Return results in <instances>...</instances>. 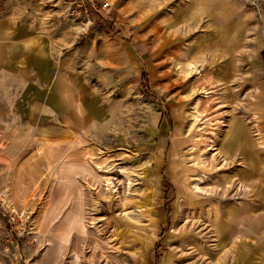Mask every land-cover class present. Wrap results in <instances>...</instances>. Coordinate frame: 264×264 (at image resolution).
<instances>
[{
    "label": "rangeland",
    "instance_id": "rangeland-1",
    "mask_svg": "<svg viewBox=\"0 0 264 264\" xmlns=\"http://www.w3.org/2000/svg\"><path fill=\"white\" fill-rule=\"evenodd\" d=\"M105 1L0 0L69 28L83 115L6 124L0 264H264V0Z\"/></svg>",
    "mask_w": 264,
    "mask_h": 264
},
{
    "label": "crops",
    "instance_id": "crops-1",
    "mask_svg": "<svg viewBox=\"0 0 264 264\" xmlns=\"http://www.w3.org/2000/svg\"><path fill=\"white\" fill-rule=\"evenodd\" d=\"M202 3L206 8L201 7V12L208 5ZM19 9L16 3L0 6V155L7 147L2 140L17 137L11 132L14 128L6 127L8 123L49 122L57 108L68 128L71 123L79 129L83 116L81 109L71 114L74 80L69 72L70 53L65 52L70 44L69 28L62 25L59 29L54 21L25 18L18 14ZM156 197L153 209L159 213L163 210L159 192ZM150 259L143 264H152Z\"/></svg>",
    "mask_w": 264,
    "mask_h": 264
},
{
    "label": "built area",
    "instance_id": "built-area-1",
    "mask_svg": "<svg viewBox=\"0 0 264 264\" xmlns=\"http://www.w3.org/2000/svg\"><path fill=\"white\" fill-rule=\"evenodd\" d=\"M74 7L79 10V13L83 14L87 18L88 22H92L94 18H103L105 13L111 9L110 2L99 0H72ZM94 23V22H93Z\"/></svg>",
    "mask_w": 264,
    "mask_h": 264
},
{
    "label": "bare ground",
    "instance_id": "bare-ground-1",
    "mask_svg": "<svg viewBox=\"0 0 264 264\" xmlns=\"http://www.w3.org/2000/svg\"><path fill=\"white\" fill-rule=\"evenodd\" d=\"M195 121V120H194ZM196 121H198V119H196ZM197 164V162L194 163V165ZM98 169L100 170V172H105V173H108L110 172V170H108L107 167H104V166H99L97 165ZM203 180V179H202Z\"/></svg>",
    "mask_w": 264,
    "mask_h": 264
}]
</instances>
